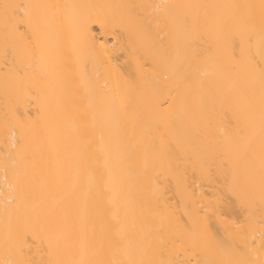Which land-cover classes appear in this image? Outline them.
Listing matches in <instances>:
<instances>
[{
	"label": "bare ground",
	"instance_id": "6f19581e",
	"mask_svg": "<svg viewBox=\"0 0 264 264\" xmlns=\"http://www.w3.org/2000/svg\"><path fill=\"white\" fill-rule=\"evenodd\" d=\"M0 264H264V0H0Z\"/></svg>",
	"mask_w": 264,
	"mask_h": 264
},
{
	"label": "snow or ice",
	"instance_id": "6c2138e0",
	"mask_svg": "<svg viewBox=\"0 0 264 264\" xmlns=\"http://www.w3.org/2000/svg\"><path fill=\"white\" fill-rule=\"evenodd\" d=\"M7 7V6H6Z\"/></svg>",
	"mask_w": 264,
	"mask_h": 264
}]
</instances>
